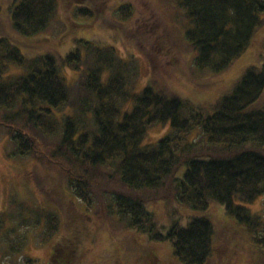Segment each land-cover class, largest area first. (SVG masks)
I'll list each match as a JSON object with an SVG mask.
<instances>
[{
	"label": "trees",
	"instance_id": "1",
	"mask_svg": "<svg viewBox=\"0 0 264 264\" xmlns=\"http://www.w3.org/2000/svg\"><path fill=\"white\" fill-rule=\"evenodd\" d=\"M100 1L84 0L87 8L75 14L96 15L114 26L134 14L130 5H120L116 12L122 20L117 22L105 11L106 0ZM4 2L0 0V30ZM11 2L10 24L18 35L48 34L59 0ZM171 2L187 22L185 37L196 52V68L210 74L228 69L243 55L264 14V0ZM77 42L66 56L27 58L0 37V127L8 134L11 156L60 170L72 197L85 208L101 211H95L101 219L116 218L126 228L147 231L158 242L172 243L175 256L185 264L209 262L212 222L194 218L187 227L175 224L158 233L148 208L152 202L173 198L205 211L218 201L255 242L264 244V215L246 206L264 196V106L249 110L264 92V70L250 69L234 92L217 103L214 114L204 116L183 98L151 86L136 93L141 77L136 58L126 60L115 48L91 41ZM11 66L25 73L11 75ZM67 69L77 75L74 84ZM159 126L168 127L167 134L145 143ZM9 204L15 212L0 213V234L4 240H18L12 251H23L28 234L21 229L37 230L43 218L42 236L49 239L57 232V218L36 199L13 196ZM78 247L75 238L67 237L55 248L50 264H72ZM61 252L66 256L61 258Z\"/></svg>",
	"mask_w": 264,
	"mask_h": 264
},
{
	"label": "rangeland",
	"instance_id": "2",
	"mask_svg": "<svg viewBox=\"0 0 264 264\" xmlns=\"http://www.w3.org/2000/svg\"><path fill=\"white\" fill-rule=\"evenodd\" d=\"M11 1L5 0L2 7L0 37L7 38L25 57L66 56L78 47L77 40L113 47L122 58L138 60L141 77L136 93L151 86L183 98L204 116L214 114L217 103L234 92L250 69L264 70V14L243 55L228 69L210 74L196 68V52L185 37L187 22L171 0H106L107 6L104 3L102 6H106L105 11L116 21L122 20L116 12L120 5H130L133 9L131 19L118 26L101 21L96 15H76L78 9L87 8L84 0H59L57 16L48 34L32 38H23L12 28ZM24 73L18 67H10L11 75ZM67 77L71 84L77 80L70 69ZM263 106L264 92L249 110H260ZM168 131V127L153 129L145 143H156ZM11 149L8 134L0 127V213L15 212L9 204L13 196L28 201L36 199L47 213L55 215L59 227L49 239L42 236L44 218L37 230L23 227L21 230L28 238L20 253L12 251L18 240L12 237L4 240L1 233L0 264H28L29 260L33 264H50L55 248L67 237L79 243L77 260L72 264H185L175 256L172 243L158 242L147 231L126 228L116 218H99L101 211L92 212L72 197L60 170L36 166L32 158H15ZM246 206L264 215V196ZM148 208L155 216V231L163 234L175 224L187 227L194 218L210 220L214 227L213 251L207 264H264V244L255 242L218 201H213L205 211L180 204L173 198L152 202ZM24 214L28 215L29 210ZM17 222L16 219L14 224ZM65 256L64 252L60 253L61 258Z\"/></svg>",
	"mask_w": 264,
	"mask_h": 264
}]
</instances>
